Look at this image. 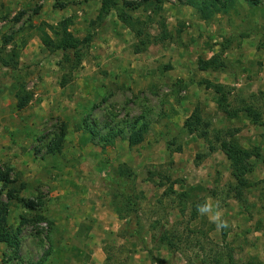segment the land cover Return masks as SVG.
<instances>
[{
    "label": "rangeland",
    "instance_id": "374dc122",
    "mask_svg": "<svg viewBox=\"0 0 264 264\" xmlns=\"http://www.w3.org/2000/svg\"><path fill=\"white\" fill-rule=\"evenodd\" d=\"M132 1L140 5L131 13L151 35L161 34V22L168 34L139 52L138 38L114 11L97 21L100 0H0V54L39 55L18 59L19 71L0 68L8 83H0L8 93L0 106V170L21 198L42 202L34 211L10 201L8 224L20 227L21 244L13 258L0 243V264H212L218 250L231 251L236 263L264 264V124L241 112L227 117L214 88L228 93L231 106L250 96L264 106V0H235L227 12L204 15L185 0ZM63 18L82 40L72 72L60 68L61 51L42 42V32L53 36L50 26ZM4 36H12L6 45ZM211 56L222 66L200 69ZM45 69L54 71L47 80ZM20 87L30 100L17 109ZM194 111L243 147L258 148L241 194L226 155L183 129ZM141 116L144 139L129 146ZM61 128V147L47 153ZM205 197L220 200L229 229L198 215L195 202ZM37 212L43 219L31 221ZM22 216L30 221L21 224Z\"/></svg>",
    "mask_w": 264,
    "mask_h": 264
},
{
    "label": "trees",
    "instance_id": "16d2710c",
    "mask_svg": "<svg viewBox=\"0 0 264 264\" xmlns=\"http://www.w3.org/2000/svg\"><path fill=\"white\" fill-rule=\"evenodd\" d=\"M244 1L250 5H257L260 3V0ZM185 2L189 6L193 7L200 15H204L206 13L227 12L235 4V0H185ZM139 5V2L132 0H100V6L96 16L97 21L101 22L105 20V18L112 11H114L118 20L124 26L128 27L133 35L138 38L139 44L135 48L136 52L141 51L143 48H146L148 45L156 42L158 39L160 41L164 40L168 35L164 22L160 23L162 32L159 36H153L147 31L144 22L139 17L134 16L131 13V11L136 10ZM154 8L156 10L160 9V6L157 4V2L154 3ZM70 25V18H63L59 20L54 26H50L53 36L49 35V33L46 31L42 32V42L47 48L54 47L59 49L61 51L60 68L72 72L80 65L83 53L82 40L70 30ZM11 40L12 36H4L3 44L6 45ZM261 47L264 48V41L261 43ZM0 64L4 67L14 69L16 68L17 61L12 59L11 55L8 54L6 57L4 56L0 60ZM221 66L222 62L218 59V57L211 56L209 59L204 60L200 66V69L220 68ZM214 88L216 93H218V97L216 98L217 107L227 117H236L238 116L239 112H241L252 123L258 125L264 124V106H258V99H256L254 96H250L248 100H235L236 103H239V105L234 107L231 106V103L228 100V93L225 92L224 89H220L217 84H214ZM18 91V101L16 107L17 109H21L29 102L30 95L27 92H24V87H20ZM141 119V121L136 119L131 124V130L127 137L129 146L137 145L144 139V134L146 132L148 123L143 119V116H141ZM182 126L188 134H196V136L202 138L204 142L207 143L209 152L219 149L226 155L229 161L231 175L234 178L235 190L238 194H241V190L249 185L246 174L253 169L254 162L252 158H257L259 156L258 148L249 149L243 147L235 136H231L232 134H228L227 131L221 128L211 127L209 120H205L198 111H194L188 117H186ZM65 134V130L61 128L59 133L47 144V153L54 154L61 147L65 138ZM104 140L111 143V140L106 137ZM198 158H200V156H198ZM124 172H127L126 174L130 175L129 170ZM121 173L123 174V172ZM109 179L113 181V178L108 175V180ZM13 181L14 180L10 179L8 171L0 170V243H4L8 248H10L11 257L18 258L21 244V230L19 226L13 230L8 224L9 203L10 201L16 200L22 203L25 209L40 211L42 202L39 199L30 200L21 198L18 195V189L15 188L14 185H11ZM23 187L24 183H21L20 188ZM169 189L171 192H173L172 185L169 187ZM164 193H167L166 190ZM3 195L6 196V201L3 200ZM181 195L185 196V193L183 192ZM202 201L203 200L195 202V205ZM125 202L128 205H131V207L134 205V202L130 196L126 197ZM41 219H43V216L40 214V212H37L34 218L30 220L40 221ZM30 220L22 216L21 224ZM165 235L166 234L163 233L160 235L161 238H159L164 240L166 239ZM171 243V245H173L171 247L174 248V243ZM213 258L212 264H262L260 261L255 260L254 258L241 263H236L231 251L228 250L223 254L218 250L214 254ZM43 260L44 258H41L39 261L30 264H42ZM191 263L193 264V262ZM201 263H205V259H202Z\"/></svg>",
    "mask_w": 264,
    "mask_h": 264
},
{
    "label": "clouds",
    "instance_id": "9594fccd",
    "mask_svg": "<svg viewBox=\"0 0 264 264\" xmlns=\"http://www.w3.org/2000/svg\"><path fill=\"white\" fill-rule=\"evenodd\" d=\"M196 211L199 216L207 218L218 230H225L231 227L225 218L220 200L205 197L202 202L196 204Z\"/></svg>",
    "mask_w": 264,
    "mask_h": 264
},
{
    "label": "crops",
    "instance_id": "0c3cea01",
    "mask_svg": "<svg viewBox=\"0 0 264 264\" xmlns=\"http://www.w3.org/2000/svg\"><path fill=\"white\" fill-rule=\"evenodd\" d=\"M105 51V50H104ZM2 52V51H1ZM23 53V52H22ZM22 53H20V55L18 56V54H17V52H15V57H16V61L19 59L20 61H22L23 59H25V58H30V59H32V58H37V56L39 57V55H37V54H35V52H30V53H25L24 55L22 54ZM22 54V55H21ZM3 53H1L0 54V60L3 58ZM12 58H13V56H11ZM21 67V64H18L17 63V65H16V68H14V69H12L11 68V70L10 71H12V72H14V71H19L18 70V68H20ZM0 68L1 69H8V67H4V66H2L1 64H0ZM21 73H22V70L20 71ZM50 72H54L53 70H50V69H45L43 72H40L41 74H42V76H43V79H46L47 77L46 76H48L49 74H50ZM48 79V78H47ZM46 79V80H47ZM0 83H2V85L5 87V85L6 84H8V83H6L5 82V79L3 80V78H2V76H1V78H0ZM16 83V80L15 79H11L10 81H9V84L11 85V87H12V89L14 88V84ZM47 85V87H48V84H46ZM8 96V93L6 92V90L3 92V93H0V99L1 98H4L5 100H4V104H2L1 103V101H0V106L2 105V106H6L7 104H8V102L6 101V97ZM4 111H5V109L4 110H1L0 109V113H4Z\"/></svg>",
    "mask_w": 264,
    "mask_h": 264
}]
</instances>
